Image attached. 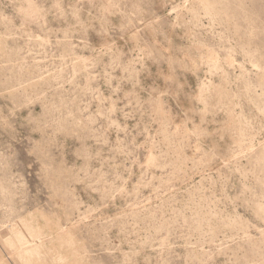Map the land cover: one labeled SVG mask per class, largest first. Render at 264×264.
<instances>
[{
	"label": "rangeland",
	"instance_id": "1",
	"mask_svg": "<svg viewBox=\"0 0 264 264\" xmlns=\"http://www.w3.org/2000/svg\"><path fill=\"white\" fill-rule=\"evenodd\" d=\"M0 264H264V0H0Z\"/></svg>",
	"mask_w": 264,
	"mask_h": 264
}]
</instances>
